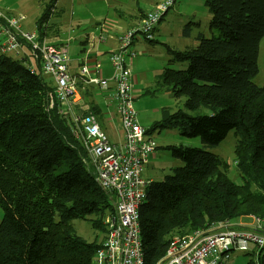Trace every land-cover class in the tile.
Listing matches in <instances>:
<instances>
[{"label": "trees", "instance_id": "1", "mask_svg": "<svg viewBox=\"0 0 264 264\" xmlns=\"http://www.w3.org/2000/svg\"><path fill=\"white\" fill-rule=\"evenodd\" d=\"M43 4L36 37L33 41L20 37L18 48L31 49L34 63L9 58L0 44V264H98L95 256L117 199L98 181L81 138L84 126L75 118L91 114L100 124L95 115L100 110L92 106L85 113L79 102L71 105L62 100L55 77L43 69L42 48L53 45L64 50L67 73L74 77L67 49L44 37L59 12L57 0ZM205 4L211 13V36L200 31L194 46H169L173 60L188 65L165 66L156 79L158 89L169 90L177 99L184 97V105L164 107L161 119L150 129L144 126L150 135L155 129L174 128L203 142L202 147L168 144L165 149L183 164L161 179L142 173L151 181L140 205L145 264H160L174 237L198 229L211 233L221 231V224H232L256 231L264 225V86L253 80L259 73L264 37V0H205ZM163 18L164 14L160 21ZM194 24L190 20L185 25L186 35H191ZM108 81L115 91L113 78ZM82 93L86 98V91ZM233 130L241 180L233 179L229 163L208 149ZM77 218L89 219L103 238L89 241L79 235L73 222ZM251 242L257 247L252 252L256 258L248 263L264 264V247ZM249 249L232 248L222 264L233 251Z\"/></svg>", "mask_w": 264, "mask_h": 264}, {"label": "built area", "instance_id": "2", "mask_svg": "<svg viewBox=\"0 0 264 264\" xmlns=\"http://www.w3.org/2000/svg\"><path fill=\"white\" fill-rule=\"evenodd\" d=\"M174 1L176 0H165L158 4L156 10L141 21L138 29L129 30L121 38L119 53L112 58V78L116 85L115 96L122 119L124 141H111L91 114L84 118H75L77 123L84 126V131L80 130L81 138L90 154L98 181L105 189L112 190L117 199L114 214L106 220V238L95 256L98 264H145L140 205L146 199L151 181L142 173L148 154L155 148L156 141L140 123L138 111L134 106L128 54L135 55V52L129 49L136 34L148 40L155 38L156 25ZM22 19L23 16L11 17L0 11V35L4 36L0 44L3 52L18 50L20 37L28 41H33L36 37V30L27 31L21 27ZM42 50L43 69L55 77L58 95L71 105L76 103L74 95L78 91L77 82L67 73L64 50L53 45L45 46ZM87 72L88 69L83 68V73ZM88 81L104 87L109 85L108 79L99 77H90ZM220 226L221 231L206 233L198 229L191 234L174 237L160 264H222L223 260L229 257L232 248L247 250L251 241L256 242L259 247H264V233H260L264 230L263 224H259L256 231L236 228L232 224Z\"/></svg>", "mask_w": 264, "mask_h": 264}, {"label": "rangeland", "instance_id": "3", "mask_svg": "<svg viewBox=\"0 0 264 264\" xmlns=\"http://www.w3.org/2000/svg\"><path fill=\"white\" fill-rule=\"evenodd\" d=\"M7 1L14 3L18 11L30 14L31 17L35 11L39 10L38 7L40 5H44V1L48 2L49 0H41L38 3V0ZM145 1V9L151 12L156 10L157 3H162L165 0ZM111 3L112 0H110V4ZM57 7L58 11L65 7L64 12H61L63 20V27H61V30L65 35H68L71 31H73L74 34L77 32L75 24H78V18L87 19L101 11L105 13V9H108L109 5L106 4L105 0H59ZM72 15L74 17L73 29L70 27ZM191 17L196 19V24L192 25V28L194 29L192 34L186 35L184 33V27L190 21ZM31 21H35V18L32 17L30 19V22ZM210 21L211 13L205 4V0H176L164 14V18L158 22V26H160L162 30L155 32L156 37L154 41L144 39L142 35H139L138 38L134 39L133 47H135L136 51L134 61L138 68V71L136 70V72L138 73L139 70L142 71L143 69L148 71V73L143 74V77L146 81H150L152 85L146 87L142 94L132 93V95L134 106L141 117L145 115L141 109H149V112L152 115L150 123L146 125L149 129L155 121L161 119L163 107L177 109L183 107L185 101L184 97L177 99L167 89H158L156 83L157 76L163 71L165 66L186 68L188 65V62L186 61L173 60L174 56L169 51L168 47L171 46L173 49H186L194 46L197 44V33L200 31L204 32L207 36H211ZM135 28L138 29V23L135 25ZM0 36H2V38L0 37L1 41L4 39V36ZM70 44L73 57H80L83 49V43L80 38L71 40ZM26 50L28 52L27 54H29L28 58L33 59L31 54L32 50L29 48H26ZM16 52L17 51H8L6 52V55L9 58H17L27 61L26 57L22 56V51L18 54ZM258 62L259 73L253 78V80L256 84L264 86V37L260 43ZM154 107H159L158 109L160 112L155 114L153 110ZM204 110L208 112V109L204 108ZM151 136L155 139L157 147L149 154L143 174L156 179L165 177V175L170 174L173 171L174 167L183 164V161L173 157V155L165 149V146L174 143L199 147L203 146L200 137H186L181 135L179 131L174 128L155 129ZM121 140L119 142H121ZM235 143L236 135L233 130L219 145L208 147V149L219 154L229 163V175L233 179L241 180L240 173L236 166ZM91 216L92 215H90L89 218H91ZM2 219L3 209L0 206V222ZM73 222L79 235L87 240L92 241L97 237L100 239L103 238V232L100 229L94 228L89 219L77 218ZM249 247V252L233 251L231 257L225 260L223 264H249L248 262L250 259L256 258L252 252L257 249L256 244L252 242L249 244Z\"/></svg>", "mask_w": 264, "mask_h": 264}, {"label": "crops", "instance_id": "4", "mask_svg": "<svg viewBox=\"0 0 264 264\" xmlns=\"http://www.w3.org/2000/svg\"><path fill=\"white\" fill-rule=\"evenodd\" d=\"M105 1L109 5L108 9H105V13L101 11L87 19L78 18V24H75V29H77L75 34L71 31L68 35H65L61 30V27H63L61 12H64L65 7L61 8L57 15L51 19L50 24L53 27L48 30L44 37L48 43L63 46L67 49L69 72L74 76L76 82L78 81V87L79 83L81 85V88L79 87V90L74 95L76 102H79V109L86 113L89 112L92 106H96L100 110L98 115H95L100 122L101 128L113 142H119L121 136L122 142L124 140V132L121 116L118 112V103L115 98L113 83L110 81L107 87L99 88L94 84H90L88 79L90 77H99L102 79L112 78L114 67L111 61V53L120 47L121 38L128 30L135 28V25L139 23L148 11L145 9V0H112L111 4L110 0ZM58 2L59 0H57V6ZM158 4L160 3H157V6ZM38 9L30 17V14L18 11L14 3L8 2L7 0H0V11L11 17L23 16V19L20 20V25L27 31L36 30L35 23L43 11V5H40ZM32 17L35 18V21L30 22ZM190 20L196 21L193 17ZM73 22L74 17L72 15L70 23L72 29ZM158 30L161 31L162 28L157 26L156 32ZM0 37L2 38V36ZM76 38H80L83 43L82 53L78 58L73 57L70 44V41ZM132 50L130 49L131 52H135V55L129 53L128 59L132 71L131 83L133 85V93L142 94L143 90L152 84L143 77V74L148 73V71L143 69L142 71L139 70L138 73L136 72L138 68L134 61V57L136 56L135 47H132ZM21 51L23 52L22 56H25L27 61H31V63L35 62L34 59L28 58L29 54H27L28 52L25 47L20 48L16 53L18 54ZM84 66L88 69L86 74L83 73ZM81 90L86 91V98ZM158 108H153L155 114L160 112ZM83 111L81 112L82 114H84ZM141 111L145 115L143 117L139 115V120L147 128L146 125L150 123L152 115L148 108L141 109Z\"/></svg>", "mask_w": 264, "mask_h": 264}]
</instances>
